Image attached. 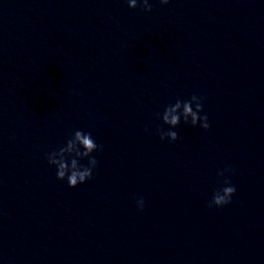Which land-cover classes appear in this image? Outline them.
I'll list each match as a JSON object with an SVG mask.
<instances>
[{
  "label": "water",
  "instance_id": "1",
  "mask_svg": "<svg viewBox=\"0 0 264 264\" xmlns=\"http://www.w3.org/2000/svg\"><path fill=\"white\" fill-rule=\"evenodd\" d=\"M149 3L0 0V264H264V0ZM193 94L209 129L162 142ZM75 130L103 149L69 188Z\"/></svg>",
  "mask_w": 264,
  "mask_h": 264
},
{
  "label": "clouds",
  "instance_id": "2",
  "mask_svg": "<svg viewBox=\"0 0 264 264\" xmlns=\"http://www.w3.org/2000/svg\"><path fill=\"white\" fill-rule=\"evenodd\" d=\"M126 3L129 9L137 7V0H126ZM159 3L166 5L169 3V0H159ZM140 4L143 11H152V5L149 3V0H140ZM202 111L203 97L193 94L186 101L177 99L174 104L165 106L162 113L157 112L154 114L161 120L162 125L167 126V130L158 126L156 134L162 142L165 139L169 143L177 141L179 138L178 133L172 129H175L181 121L191 127L199 126L202 130L207 131L210 124L207 115H201ZM145 131L147 132L148 129L145 128ZM102 149L103 146L95 142L90 132L75 130L71 138L62 147L46 154V160L50 167H55L57 180L66 181L69 188H75L92 179L93 169L97 167L98 161L91 154L93 152H100ZM84 159H87V164H80L79 161ZM232 171L234 170L228 167L217 171L216 175L224 177V179L222 185L213 190L211 198L206 205L208 208H220L231 203V198L235 194L236 188L225 173ZM135 203L137 209L143 211L144 198L139 197Z\"/></svg>",
  "mask_w": 264,
  "mask_h": 264
}]
</instances>
